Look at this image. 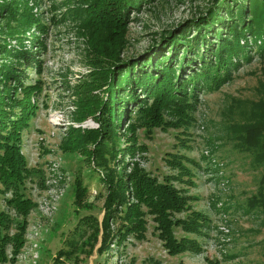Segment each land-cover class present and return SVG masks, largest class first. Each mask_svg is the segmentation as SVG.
Listing matches in <instances>:
<instances>
[{"label": "trees", "instance_id": "obj_1", "mask_svg": "<svg viewBox=\"0 0 264 264\" xmlns=\"http://www.w3.org/2000/svg\"><path fill=\"white\" fill-rule=\"evenodd\" d=\"M40 1L0 0V201L14 212L12 216L0 210V264L17 261L25 243L27 216L34 207L21 190L30 173L21 146L22 132L39 107L32 99L43 88L40 80L29 76L31 69L37 74L42 72L41 54L46 47L47 25L37 8ZM61 1L64 10L60 18L63 21L70 18L76 24L91 77L72 90L73 119L82 122L89 117L98 124L88 129L70 126L61 147L80 151L103 171L98 173L105 194L100 245L96 251L99 255H109L114 248L125 246L129 237L144 239L147 214L153 216L157 236L170 254L197 250V244L191 239L176 237L174 228L199 232L206 223L205 216L196 211L184 217L175 215L188 209L190 197L173 185L172 180L178 175L159 181L135 160L138 152L146 150L138 144L137 130L188 124L199 94L217 90L232 78L241 60L250 59L251 46L241 43V39L246 41L251 35L259 52L264 53V0H253L252 6L237 0H213L206 15L193 20L197 25L195 36L186 37L184 32L162 36L161 40H167L171 48V56L168 54L165 59L154 62L144 59L138 69L134 59L123 60L121 54L127 46L130 9L138 8L143 0ZM56 4L57 1L52 3L54 12L61 8ZM222 10L227 14L226 19L220 14ZM247 11L249 15L245 18ZM50 20L58 22L56 16ZM225 21H229L228 36L214 32L217 45L213 47V40L206 46L208 31L205 29ZM183 45L186 46L184 59L176 63L178 50ZM205 48H208L206 57ZM190 50L193 58L186 55ZM242 52L246 56L234 60ZM98 90L104 91L103 96L97 95ZM261 115L264 118V111ZM166 116L170 117L168 121ZM240 142L264 160V120L245 127V136ZM171 158L174 159L171 167L188 174L179 157ZM86 192L82 179L77 178L75 204L84 206L81 201ZM252 202V206H261L264 213V193ZM12 225L14 233L9 231ZM74 230L82 239L86 238L81 246L87 244L85 254L90 255L99 240L97 217L91 214L81 217ZM76 248V241L70 239L66 248L57 251L52 264L78 262Z\"/></svg>", "mask_w": 264, "mask_h": 264}, {"label": "rangeland", "instance_id": "obj_2", "mask_svg": "<svg viewBox=\"0 0 264 264\" xmlns=\"http://www.w3.org/2000/svg\"><path fill=\"white\" fill-rule=\"evenodd\" d=\"M56 1L61 8L54 12L52 3ZM59 1L41 0L37 5L47 25L46 47L41 54L42 72L37 74L31 69L29 76L40 80L43 88L41 94L32 99L39 107L22 132L21 146L30 169L21 190L34 207L27 216L25 243L14 264H52L57 251L66 248L70 239L77 243L78 262L69 261L73 264H264V213L261 206L251 205L252 200L264 193V160L257 158L254 149L240 144L245 127L264 120L261 115L264 111L261 108L264 105V53L259 52L252 36L248 35L246 41L241 39V43L251 46L250 59L241 60L232 78L217 90L199 94L188 124L137 130L138 144L144 145L146 150L138 152L135 160L159 181L178 175L172 180L173 185L190 197L188 209L175 215L184 217L196 211L205 216L206 223L199 232L174 228L176 237L191 239L198 249L170 254L157 236L153 216L147 214L144 239L129 237L125 246L114 248L109 255H99L96 250L100 245L105 188L98 173L103 171L80 151L61 147L70 126L88 129L98 124L89 117L82 122L73 119L72 90L91 77L82 38L76 34V24L70 18L65 21L60 18L64 7L63 1ZM212 1L143 0L138 8L130 9L125 36L127 46L122 59H134L138 69L144 59L154 62L165 59L168 54L171 56L167 40L161 37L180 32L186 37L195 36L197 25L193 20L206 15ZM237 2L255 4L253 0ZM220 14L227 18L225 11ZM52 16H56L58 22L51 21ZM228 23H215L213 30L205 29L208 31L205 45L213 40V47L217 45L214 32L228 36ZM184 45L178 50L176 63L184 59ZM192 54L191 50L186 52L189 58H193ZM245 56V52L239 53L234 60ZM96 93L103 96L104 91ZM172 156L179 157L188 174L171 167ZM77 178L82 179L87 188L81 201L84 206L74 202ZM0 210L14 216L2 200ZM90 214L97 217L100 232L92 253L86 256L88 245L81 246L86 238L82 239L74 229L81 217ZM9 231L15 232L14 225Z\"/></svg>", "mask_w": 264, "mask_h": 264}]
</instances>
